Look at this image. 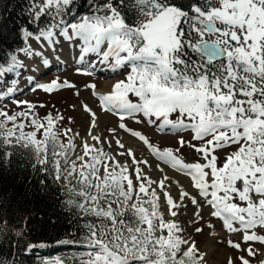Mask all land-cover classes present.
<instances>
[{
  "label": "snow or ice",
  "instance_id": "obj_1",
  "mask_svg": "<svg viewBox=\"0 0 264 264\" xmlns=\"http://www.w3.org/2000/svg\"><path fill=\"white\" fill-rule=\"evenodd\" d=\"M26 2V24L18 29L23 46L0 56V102L18 109L0 107V153L10 159L14 150H24L33 170L60 187L81 235L58 243L83 249L70 262L56 257L42 264H209L208 252L177 219L189 204L196 234L204 231L197 225L205 206L225 232L240 234V242L216 240L246 253L228 256L226 264H252L259 252L253 245H264V234L255 231L264 229V0H86L84 13L73 11L75 0ZM63 42L79 45L81 65L96 57L77 74L91 75L97 64L113 73L127 69L105 93L94 83L84 85L101 112L118 117L107 128L109 136L95 131L98 114L84 100L71 105L87 117L81 136L64 126L74 117L59 110L41 116L38 109L47 104L17 99L27 91L52 95L67 89L79 97L80 89L67 79L40 82ZM127 119L172 131L176 146L161 148ZM118 130L158 162L159 179L145 171L153 165L138 159ZM230 147L235 150L221 162L218 151ZM186 148L200 159L186 162ZM161 165L187 178L188 186ZM0 225L4 235L7 223ZM45 246L29 244L26 250ZM0 264L12 262L0 258Z\"/></svg>",
  "mask_w": 264,
  "mask_h": 264
},
{
  "label": "trees",
  "instance_id": "obj_2",
  "mask_svg": "<svg viewBox=\"0 0 264 264\" xmlns=\"http://www.w3.org/2000/svg\"><path fill=\"white\" fill-rule=\"evenodd\" d=\"M26 8V0H0V56L23 46L18 29L26 24ZM87 10L86 0H75L73 11ZM63 199L60 187L50 177L33 170L24 150H14L10 159L0 153V221L7 223L5 234L0 235V258L12 264H42L56 257L70 262L83 251L58 243L81 235ZM41 243L46 246L26 250L29 244Z\"/></svg>",
  "mask_w": 264,
  "mask_h": 264
},
{
  "label": "rangeland",
  "instance_id": "obj_3",
  "mask_svg": "<svg viewBox=\"0 0 264 264\" xmlns=\"http://www.w3.org/2000/svg\"><path fill=\"white\" fill-rule=\"evenodd\" d=\"M72 44L71 46H69ZM35 46V45H34ZM36 47V46H35ZM70 48L72 52H76L79 50V45L74 42H63L62 47H60L64 53L66 51L65 48ZM67 48V49H68ZM86 61H84V64H69L66 65H57V62L55 65H52V70L45 76L43 79L40 80L41 83L48 82L56 77H59L60 80L67 79L70 82L74 83L78 89H80V95L77 97L74 95L76 89H67V90H61L57 91L52 95L45 94L42 91H37L35 93L31 91H27L23 95H19L17 99L20 100H29L36 103H43L47 104L48 107L40 108L38 109V112L41 116H44L47 112L52 111L53 114H55L56 110H59L63 113L65 118L68 116H72L75 118V123L72 125L67 124V120H65L64 126L65 127H72L74 131L79 132L81 136L85 135L86 133V127H87V117L86 114H82L80 111H74L71 108V105L73 104H79L81 100L86 101L94 111L97 112L99 117V128L95 131L98 133H102L104 136H109V133L107 132V128L113 127L118 123V117L111 114V113H105L101 112L99 108L98 101L91 95L90 90H86L84 88L85 84L88 83H94L96 84V91L105 93L110 90L111 85L114 84L117 80L123 79L124 75L127 73V69L122 70L119 73H113L110 70L106 68V66H102L97 64L96 68L92 70L91 75H81L77 74L76 69L80 67H87L89 63L94 62L96 60V57L94 55L88 56L85 58ZM21 87H24V80L21 79L20 81ZM4 104H7V107L9 109H12L14 111L18 110L14 107V105L11 103V101H5L0 102V107L4 106ZM55 105V109L52 108V106ZM143 119V118H141ZM125 123L128 124V126L134 130L140 131L143 134H145L153 143L159 145L161 148L164 147H175L176 146V140L177 135L173 133L172 131L166 130L165 132H159L155 128V126H151L147 123L146 120H144L142 123H136L134 120L127 119ZM117 135L122 138L123 142L125 143L126 147H130L135 152V155L138 159H147L150 164L153 165L151 169L145 168V171L148 172V174L153 179H159L161 177V173L156 170L155 164L158 163L153 157L149 155L146 149L143 148V145L134 137H131L128 133L123 132L122 130H118ZM182 135L185 136V139H190V133H182ZM79 143V141H77ZM108 146L105 145V149L107 150ZM113 150H115V144L112 146ZM234 147L228 148L225 152H219L217 155L220 157L221 162L224 159V156L227 152L234 151ZM182 155L186 162H194L195 160L200 159L199 156L189 149H184L182 152ZM121 161L127 159L126 157H119ZM161 167L165 168V171L169 172L168 174L171 176H175L170 173H174L171 169L167 168V166L161 165ZM182 177V176H181ZM177 178V177H176ZM184 179H180L181 182L187 187L189 184V181L187 178L183 177ZM179 179V178H178ZM189 191H193L190 187L188 188ZM173 194L175 195V189H172ZM193 207L189 204L187 209H181L182 215L178 217L177 219H180L183 222V226L187 229V235L190 239L194 240L198 247L201 249V251L208 252V261L209 264H226L227 257L232 256L234 259L239 255H246V253H240L237 252L230 247L227 246L226 243L224 244H218L216 243L217 239L222 238L225 242L228 239H231L236 242L241 241L240 234L237 233H227L224 231L222 227V222L216 218H212L209 216V211L207 207L205 206L203 209V216L204 221L201 222L200 225L204 228V231L200 234H196L194 232V229L192 225L189 223L193 216ZM207 221H210L215 227L213 229H209L207 227ZM255 231L258 234H264V229L257 228ZM243 247L247 248V245H242ZM255 249H258V255L255 258L252 259V264H259L261 260H264V245H261L259 243H255L253 245ZM236 264H240L239 260H236Z\"/></svg>",
  "mask_w": 264,
  "mask_h": 264
},
{
  "label": "bare ground",
  "instance_id": "obj_4",
  "mask_svg": "<svg viewBox=\"0 0 264 264\" xmlns=\"http://www.w3.org/2000/svg\"><path fill=\"white\" fill-rule=\"evenodd\" d=\"M32 44H33V47H35L36 46V44H35V42L34 41H32ZM35 45V46H34ZM72 44H70L69 46H71ZM63 48H65V47H63ZM68 48V47H67ZM65 48L66 49V51H65V53H64V51L61 49V48H59L58 49V52H59V58H58V60L57 59H52V65H55L56 64V62H57V65H61V64H63V65H66V64H69V63H71V64H73V63H75V64H80L79 62H78V60H77V57L79 56V50L78 51H76V52H72V50L70 49V48ZM50 55V58H51V56L52 55H54V54H49ZM86 61V60H85ZM67 62H69V63H67ZM101 93V92H100ZM168 172V171H167ZM169 173V172H168ZM170 174H173V175H175L177 178H179V179H184L183 177H181V176H179L178 174H176V173H170Z\"/></svg>",
  "mask_w": 264,
  "mask_h": 264
}]
</instances>
